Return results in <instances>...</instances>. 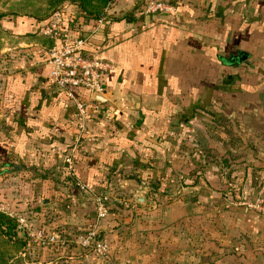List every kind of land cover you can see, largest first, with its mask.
I'll use <instances>...</instances> for the list:
<instances>
[{
    "label": "crops",
    "instance_id": "0c3cea01",
    "mask_svg": "<svg viewBox=\"0 0 264 264\" xmlns=\"http://www.w3.org/2000/svg\"><path fill=\"white\" fill-rule=\"evenodd\" d=\"M133 1L67 32L114 64L92 141L44 85L46 45L17 40L0 70L2 199L62 241L39 264H264V214L242 204L264 192V0H162L173 9L152 14ZM30 21L5 26L34 32ZM77 183L109 196L107 261L74 243L94 221Z\"/></svg>",
    "mask_w": 264,
    "mask_h": 264
},
{
    "label": "built area",
    "instance_id": "2783aa9c",
    "mask_svg": "<svg viewBox=\"0 0 264 264\" xmlns=\"http://www.w3.org/2000/svg\"><path fill=\"white\" fill-rule=\"evenodd\" d=\"M172 9V5L162 0H148L144 12L152 14ZM36 30L51 40V45L44 49L47 65V74L44 77L45 87L65 92L74 108L77 139L85 138L92 141L94 138L90 123L97 117L100 105L91 99V95L103 94L105 91L103 78L114 64L96 53L86 52L84 37H79L72 44L62 42L65 30L60 22H40ZM57 42H61V45L58 46ZM70 88L84 89L87 98L81 100L71 92ZM63 160L67 170L70 171L74 163L72 155L66 154ZM77 187L81 192L89 194L94 209V221L75 235L74 243L80 249L91 252L98 260L107 261L110 258V240L101 233L100 222L108 214L109 196L107 193L94 191L81 183H77ZM242 204L248 209L264 214V192L260 190L252 199L245 200ZM0 211L15 217L16 229L25 233L28 245L33 244L46 250L61 245L62 241L56 234H47L26 214L13 213L5 203H0Z\"/></svg>",
    "mask_w": 264,
    "mask_h": 264
},
{
    "label": "rangeland",
    "instance_id": "374dc122",
    "mask_svg": "<svg viewBox=\"0 0 264 264\" xmlns=\"http://www.w3.org/2000/svg\"><path fill=\"white\" fill-rule=\"evenodd\" d=\"M79 0H0V13L2 16L0 17V70L3 69L2 65H5L7 59L13 53L14 47L17 46V40L20 38L17 37V34H14L12 30H8L6 28V23H10L12 20L22 18L33 21H43L48 15L52 12L57 11L61 18L66 19V21L70 24L71 27L79 28L77 23H88L89 21L95 19L99 20L100 18L107 15V11L115 8L118 10L117 3L123 2V0H107L104 5L100 3V13L98 17H95L93 13L90 12V6H86V8H82L80 6ZM91 4L96 7L97 0H90ZM148 0H134V6L139 8L138 10L144 11L146 3ZM119 11H124L123 8H119ZM24 14L27 15H34L37 19H33L30 17H26ZM91 19V20H89ZM33 20V21H32ZM78 25V27H77ZM27 26V24H26ZM36 26V25H35ZM30 26H27L29 28ZM36 29V27H35ZM16 31V29H14ZM35 37L39 38L40 40L44 41L46 47L50 46L48 43H51V40L45 36H42L39 31H35ZM50 41V42H49ZM13 47V48H12ZM45 49V48H44ZM2 185H0V203H5L2 198H4V193H2ZM17 209V208H16ZM20 209V208H19ZM17 210L18 213L22 212V210ZM110 210V209H109ZM18 230V229H17ZM20 231V230H18ZM22 232V231H20ZM81 232V231H80ZM79 233V232H77ZM76 233V234H77ZM75 234V235H76ZM20 236V243L19 247H13L11 238L6 240L3 238L0 239V251L2 252L4 257H13L16 256L20 259V262L26 263H36L39 264L38 261L41 259L40 257L43 256L44 251L46 249H42L33 244H27V240L25 237V233L22 232L21 234L18 233ZM7 238V237H6ZM80 249V248H79ZM89 252V251H88ZM91 253V252H89ZM47 257H50L47 255ZM52 258L54 256H51ZM58 257V256H57ZM57 259L58 262L56 264H67L64 260L66 258Z\"/></svg>",
    "mask_w": 264,
    "mask_h": 264
},
{
    "label": "trees",
    "instance_id": "16d2710c",
    "mask_svg": "<svg viewBox=\"0 0 264 264\" xmlns=\"http://www.w3.org/2000/svg\"><path fill=\"white\" fill-rule=\"evenodd\" d=\"M106 1L107 0H97L96 7H94L93 5H90L91 4L90 0H79L78 2H80L79 4H80V6L82 8H86L87 5L90 6V8H91L90 12L93 13L95 17H98L99 16L98 14L100 13V9H99L100 6L99 5H100V3H101V5H104ZM24 15L26 17L37 19L34 15H27V14H24ZM1 16H2V13H0V17ZM46 21H48V22H50V21L60 22L63 25L65 31H64V34H63V37H62L63 38L62 42H64L65 44H72L73 42H75L76 39L79 38V37H77L76 32L74 30V35L75 36H74V38L72 40H70V38L68 37L67 32H70L72 30V27L66 21V19L61 18L59 16V13L57 11L52 12L50 15H48L46 18H44L43 21H40V22H46ZM40 22L39 21H35V25L37 26ZM35 35H36V32L34 31V32L19 33V34H17V37L20 38V39L28 38V39H31L33 41H41L42 43H45L44 41H42L39 38L35 37ZM57 45L60 46L61 42H58ZM228 58H224V60L228 59ZM245 58L241 62H243L245 60ZM224 64L236 65V64H229V63H226V62ZM72 89L73 88H70V90H72ZM32 204L33 203L30 201L28 203V206H31ZM18 233L21 234L22 232H20V231H18L16 229L15 217L10 216V215H8L7 213H5L3 211H0V239L2 240L3 238H5L6 240H8V238H11V240H13L11 242L12 243L11 246L19 247V245H21V243H20V241H21L20 239L21 238L18 235ZM0 264H31V263L20 262V259H18V257H16V256L4 257L2 252L0 251ZM33 264H36V263H33Z\"/></svg>",
    "mask_w": 264,
    "mask_h": 264
},
{
    "label": "water",
    "instance_id": "95a60500",
    "mask_svg": "<svg viewBox=\"0 0 264 264\" xmlns=\"http://www.w3.org/2000/svg\"><path fill=\"white\" fill-rule=\"evenodd\" d=\"M245 57H247V54L244 53L243 51H238V53L236 55H231L228 59H225L226 63L229 64H238L240 63ZM91 99L95 100L96 102H100V96L99 95H91ZM10 170L11 171H18L19 167L18 165L14 164V163H10Z\"/></svg>",
    "mask_w": 264,
    "mask_h": 264
}]
</instances>
